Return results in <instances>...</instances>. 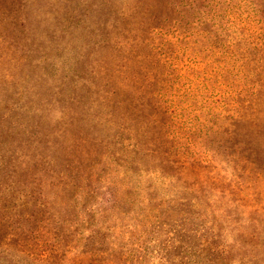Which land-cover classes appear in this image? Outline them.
I'll list each match as a JSON object with an SVG mask.
<instances>
[{
  "label": "rangeland",
  "instance_id": "obj_1",
  "mask_svg": "<svg viewBox=\"0 0 264 264\" xmlns=\"http://www.w3.org/2000/svg\"><path fill=\"white\" fill-rule=\"evenodd\" d=\"M261 171L264 0H0V264H264Z\"/></svg>",
  "mask_w": 264,
  "mask_h": 264
},
{
  "label": "trees",
  "instance_id": "obj_2",
  "mask_svg": "<svg viewBox=\"0 0 264 264\" xmlns=\"http://www.w3.org/2000/svg\"><path fill=\"white\" fill-rule=\"evenodd\" d=\"M255 184H260L264 188V171L259 172L255 178H254ZM253 196L257 195L254 194ZM252 196V197H253ZM260 196L263 197V193L260 192ZM248 198V196H245ZM261 203V202H259ZM256 210L257 217H261L264 215L263 207L258 208L257 206H254ZM251 206V208H254ZM256 222H259L258 220H255ZM263 222V220H261ZM220 239H216V235L208 236L207 238L202 240L201 242H198L197 249L190 246L189 249L192 248L193 252L192 254L189 253V256L187 255V264H215V258L217 256H221L220 254ZM189 251V250H187Z\"/></svg>",
  "mask_w": 264,
  "mask_h": 264
}]
</instances>
